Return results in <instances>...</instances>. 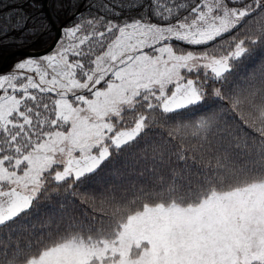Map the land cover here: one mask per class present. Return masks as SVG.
Returning <instances> with one entry per match:
<instances>
[{
    "label": "snow or ice",
    "instance_id": "1",
    "mask_svg": "<svg viewBox=\"0 0 264 264\" xmlns=\"http://www.w3.org/2000/svg\"><path fill=\"white\" fill-rule=\"evenodd\" d=\"M256 47L264 0H96L0 75V264H264V63L235 72ZM141 144L149 179L92 186ZM59 191L87 207L38 231Z\"/></svg>",
    "mask_w": 264,
    "mask_h": 264
},
{
    "label": "trees",
    "instance_id": "2",
    "mask_svg": "<svg viewBox=\"0 0 264 264\" xmlns=\"http://www.w3.org/2000/svg\"><path fill=\"white\" fill-rule=\"evenodd\" d=\"M95 2L96 0H47V6L53 21L57 25L66 21L63 27H70L81 17V14L87 16L89 7ZM19 17H25L27 23L16 24L15 21ZM6 20L8 21L7 24L5 23ZM41 22L46 25V30L33 35L31 30L39 26ZM0 28L4 29V34L0 35V65L8 54L16 50H40L47 47L56 34L43 5V0H0ZM27 56L29 55L13 57L2 72L12 67L18 59ZM242 61L238 62L235 69L236 77L241 80L250 76L264 63V47L254 48L251 57L242 58ZM193 119H198V116L193 117ZM178 122L190 123L191 121L182 120ZM144 148L145 145L141 144L138 148L115 157L112 164L102 172L98 170V174L91 178L92 186L98 191L108 190L119 198L126 194L125 189L130 188L133 182L141 184L149 179L152 175L151 169L154 160L151 150L145 152ZM156 166L159 167V164L157 163ZM170 166L177 167L178 165L173 162ZM141 173L143 175H140ZM81 207L87 206L79 205L78 198L71 197L63 191L54 192L50 194L47 200L41 201L36 214L30 218V222L36 223L39 231L42 230L41 225L44 221L52 220L54 223L62 213L79 217ZM94 208L97 209L95 212L93 211ZM88 213L95 215L98 219L102 216V212L95 204L88 207ZM20 242L22 243L23 240L21 239ZM15 243L16 234H13L11 241L7 235L0 236V259H4V251L8 252V258L11 259Z\"/></svg>",
    "mask_w": 264,
    "mask_h": 264
},
{
    "label": "water",
    "instance_id": "3",
    "mask_svg": "<svg viewBox=\"0 0 264 264\" xmlns=\"http://www.w3.org/2000/svg\"><path fill=\"white\" fill-rule=\"evenodd\" d=\"M43 5L46 8L47 15H48V17H49V19H50V21H51V23H52V25H53V27L55 29V32H56L53 41L47 47H45L43 49H40V50H34V49H19V50H16V51L8 54L6 56V58L3 60L2 64L0 65V73L6 68V65H7L8 61L10 59H12L13 57H16L18 55L36 56V55L45 54V53L51 51L53 49L54 45L59 40V38H60V36L62 34V28H63L64 24L66 23V21L62 22L60 25H57L53 21L51 15L49 13V8L47 6V0H43Z\"/></svg>",
    "mask_w": 264,
    "mask_h": 264
},
{
    "label": "rangeland",
    "instance_id": "4",
    "mask_svg": "<svg viewBox=\"0 0 264 264\" xmlns=\"http://www.w3.org/2000/svg\"><path fill=\"white\" fill-rule=\"evenodd\" d=\"M60 38H61V37H60ZM52 50H53V49H52ZM52 50H51V51H52ZM51 51H49V52H51ZM49 52H47V53H49ZM47 53H45V54H47ZM41 55H44V54H41ZM38 56H40V55H36V56H27V57H38ZM27 57H24V58H22V59H18V60L14 63V65H16L18 62L24 60V59L27 58ZM14 65H13L12 67H10L9 69L5 70L4 72H1L0 75H6V74L11 73V72L14 70Z\"/></svg>",
    "mask_w": 264,
    "mask_h": 264
}]
</instances>
